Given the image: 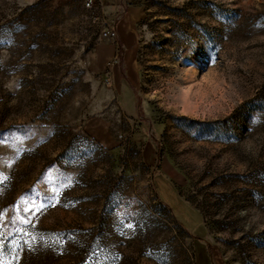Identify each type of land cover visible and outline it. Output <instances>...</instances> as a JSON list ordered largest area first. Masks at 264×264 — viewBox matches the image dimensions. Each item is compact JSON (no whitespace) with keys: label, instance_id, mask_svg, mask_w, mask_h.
<instances>
[{"label":"rangeland","instance_id":"374dc122","mask_svg":"<svg viewBox=\"0 0 264 264\" xmlns=\"http://www.w3.org/2000/svg\"><path fill=\"white\" fill-rule=\"evenodd\" d=\"M0 259L264 264V0H0Z\"/></svg>","mask_w":264,"mask_h":264},{"label":"built area","instance_id":"2783aa9c","mask_svg":"<svg viewBox=\"0 0 264 264\" xmlns=\"http://www.w3.org/2000/svg\"><path fill=\"white\" fill-rule=\"evenodd\" d=\"M99 1H103V0H84V3L87 7L93 8L96 6V4ZM102 36L106 39H113L115 38L116 33L112 28H106L105 30L102 31Z\"/></svg>","mask_w":264,"mask_h":264},{"label":"snow or ice","instance_id":"6c2138e0","mask_svg":"<svg viewBox=\"0 0 264 264\" xmlns=\"http://www.w3.org/2000/svg\"><path fill=\"white\" fill-rule=\"evenodd\" d=\"M0 264H8V262H5L2 259H0Z\"/></svg>","mask_w":264,"mask_h":264}]
</instances>
